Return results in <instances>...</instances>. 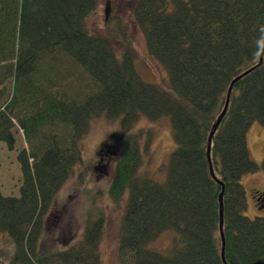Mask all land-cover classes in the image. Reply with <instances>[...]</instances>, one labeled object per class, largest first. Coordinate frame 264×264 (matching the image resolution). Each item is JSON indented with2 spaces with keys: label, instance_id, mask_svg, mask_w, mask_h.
<instances>
[{
  "label": "trees",
  "instance_id": "1",
  "mask_svg": "<svg viewBox=\"0 0 264 264\" xmlns=\"http://www.w3.org/2000/svg\"><path fill=\"white\" fill-rule=\"evenodd\" d=\"M105 1L0 0V146L14 151L17 128L28 146L20 196L0 190V264H103V191L90 192L78 232L58 238L46 212L73 178L89 193L82 141L100 119L120 121L126 137L108 187L111 201H127L117 264H264V219L245 216L241 184L264 173L247 141L254 124L264 128V0H137L135 22L171 92L140 79L127 29L90 31ZM141 118L171 121L163 182L141 172L154 136L132 134Z\"/></svg>",
  "mask_w": 264,
  "mask_h": 264
},
{
  "label": "rangeland",
  "instance_id": "2",
  "mask_svg": "<svg viewBox=\"0 0 264 264\" xmlns=\"http://www.w3.org/2000/svg\"><path fill=\"white\" fill-rule=\"evenodd\" d=\"M108 1L110 16L106 21L105 9ZM136 3L137 0L105 1L100 10L88 19V28L94 34L102 36L114 32L119 25L127 29L137 53L135 69L140 79L165 92H171V82L167 71L149 54L145 38L135 22ZM142 131H152L154 136L150 150L144 155L141 172L149 174L158 182H163L167 176L165 168L176 148L171 121L163 118L153 123L146 118H141L134 126L132 134ZM13 134L16 140L14 151H10L6 145L0 146V190L3 196L8 198L20 196L22 173L17 158L23 150L28 149L21 130L17 128ZM125 138L120 121L115 123H109L105 119L95 121L89 134L82 141L84 169L88 172L84 173L87 177L84 187L89 189V193L78 187V179L73 178L56 195L51 206L46 210L48 216L54 220L49 231L55 232L57 234L55 236L60 238L63 231L67 234L69 231L77 230L78 232L79 228H83V218L91 203L90 192L94 195L98 190L103 191L104 201L97 203L98 207L105 209L107 218L101 245L103 264H117L121 219L127 201L126 199L119 203L111 201L108 198V187L114 173L112 160L116 158ZM247 141L251 161L261 165L264 162V128L258 123L254 124L247 134ZM241 184L246 191L245 216L251 220L264 219V203L259 207L257 198L264 194V173L247 175L242 178ZM53 237L54 235L48 240L50 243L55 242ZM163 240L162 244L169 242L168 238Z\"/></svg>",
  "mask_w": 264,
  "mask_h": 264
},
{
  "label": "water",
  "instance_id": "3",
  "mask_svg": "<svg viewBox=\"0 0 264 264\" xmlns=\"http://www.w3.org/2000/svg\"><path fill=\"white\" fill-rule=\"evenodd\" d=\"M109 16H110V2L108 1L107 2V5H106V9H105V17H106V21H108L109 19ZM264 54V53H263ZM263 54L261 56V61H260V65L262 64V58H263ZM242 77L238 78L236 81H234V83L232 84V86L230 87L229 89V92H228V96H227V101H226V105H225V108H224V111L222 113V115L220 116V118L218 119L216 125L214 126V129H213V132L210 136V139H209V146H208V157H209V160L211 159V146H212V139L215 135V133L217 132L219 126L221 125V122L222 120L224 119V117L226 116L227 114V111L229 109V104H230V98H231V94H232V90H233V87H234V84L239 81ZM211 173L212 175L214 176V171H213V168L211 166ZM220 233H221V238H222V243H223V258H224V249H225V241H224V211H223V199H222V196L220 197Z\"/></svg>",
  "mask_w": 264,
  "mask_h": 264
}]
</instances>
